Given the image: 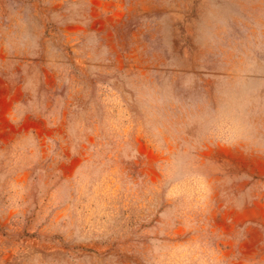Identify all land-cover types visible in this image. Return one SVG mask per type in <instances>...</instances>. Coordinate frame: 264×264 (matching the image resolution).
Instances as JSON below:
<instances>
[{
	"label": "rangeland",
	"instance_id": "rangeland-1",
	"mask_svg": "<svg viewBox=\"0 0 264 264\" xmlns=\"http://www.w3.org/2000/svg\"><path fill=\"white\" fill-rule=\"evenodd\" d=\"M0 264H264V0H0Z\"/></svg>",
	"mask_w": 264,
	"mask_h": 264
}]
</instances>
